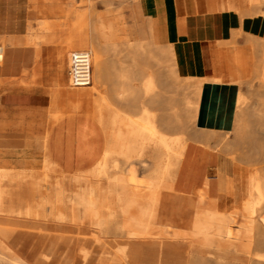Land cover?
Segmentation results:
<instances>
[{
  "label": "bare ground",
  "instance_id": "obj_1",
  "mask_svg": "<svg viewBox=\"0 0 264 264\" xmlns=\"http://www.w3.org/2000/svg\"><path fill=\"white\" fill-rule=\"evenodd\" d=\"M249 6L239 11L242 19L264 14V0H249ZM95 16L88 27L85 13H77L78 24L88 28L92 78L91 86L77 89L97 93L90 116L103 127L108 149L96 158L65 150L69 139L51 138L69 114L84 111L86 101L63 112L53 98L41 153L27 160L22 149L0 151V264H264V141L256 136L264 132V102L254 108L238 95L229 131L198 127L202 87L221 79L181 77L170 44L105 45ZM248 38L262 55L261 71L254 72L264 88V39ZM118 51L125 52L123 71L105 77L116 62L105 57ZM148 64L154 71L147 74ZM116 79L123 85L110 98L130 106L138 101L139 118L114 108L101 93L105 80ZM232 130L234 141L227 137ZM191 144L233 157L239 151L240 161L250 165L244 188L234 185L233 208L227 207L231 191L222 184L215 189L208 175L198 188L179 183ZM112 182L115 197L106 199Z\"/></svg>",
  "mask_w": 264,
  "mask_h": 264
},
{
  "label": "crops",
  "instance_id": "obj_2",
  "mask_svg": "<svg viewBox=\"0 0 264 264\" xmlns=\"http://www.w3.org/2000/svg\"><path fill=\"white\" fill-rule=\"evenodd\" d=\"M40 1L42 0H32L33 3L37 4ZM144 1L148 13H152L153 17L158 13L168 22V35L163 33L160 37L156 32L155 24L149 20L150 22L147 21L145 24L146 30L143 32L145 38L127 42H149L152 39L155 44L173 45L177 70L181 77L221 79L218 83L206 82L202 87L198 127L221 132L229 131L233 125L239 89L237 85L230 82L231 72L227 63L229 55L228 44L236 41L239 45H243L244 41L247 40L246 38L250 35L264 39V19H242L238 13L226 9L225 0ZM17 3L14 4L15 7H19L22 12L27 0H25V5L23 0L20 5ZM209 6L212 8L218 6L219 11L208 10ZM8 18L4 20L5 36H21L19 28L22 29L25 21L12 20V14ZM149 23H151L150 27ZM42 26L50 32H56L60 24L55 26L49 23H42ZM71 26L68 25V27ZM240 30H242V34L234 40V33ZM130 35L128 30V36ZM43 37V41L48 43V45L58 42V39H55L52 35ZM21 43L26 44L19 38L9 39L0 43V48L3 49V53L0 54V65L6 61L8 47L12 48ZM31 43L35 44L33 38H30L27 42V44ZM39 49V47L36 49V54ZM65 50L67 49L65 48ZM57 54L58 48L56 47L47 46L42 48V60L50 69V76H57L59 81H65V73L57 67L59 62ZM113 59L111 57L110 62L113 63ZM120 59L117 58L114 68L107 69L105 77L117 76L120 71H123V67L119 65H123L125 57L122 56ZM236 80V78L233 79V81ZM122 85V81L117 79L112 83L105 80L101 84V91L111 93L114 90H119ZM110 102L116 109L122 112L126 111L125 113L134 117V119L141 116L138 101L131 104V106L125 103L121 104L117 100H110ZM51 103V98L41 92H4L0 99V151H14L21 150L23 147L36 146L37 139L47 134L46 123L51 113ZM91 103V100L85 101V110L83 112L69 114V117L56 130L51 132V138L69 139L70 145L68 147L65 146V150L70 149L73 152L83 150L87 155L99 158L108 149L105 142L108 137L105 135L103 127L90 116ZM122 105H125V107ZM148 108L151 109L150 103ZM117 133L114 130L110 138L114 139V135ZM30 139H34V141L29 142ZM56 148V145L53 144V149ZM145 155L148 163H151L149 157L153 155V152L148 150ZM213 163L215 164L214 157L209 151L201 145L191 144L186 154L182 170L183 174L179 178V183L183 184L185 188L189 186L198 188L202 185L203 178L207 175L210 178L212 177L215 182L217 179L211 176V171L214 169ZM90 167L91 163L88 168ZM124 168L125 166L122 167L123 170L120 173L123 174L125 172L123 175H126V169ZM187 180L188 182L186 183Z\"/></svg>",
  "mask_w": 264,
  "mask_h": 264
},
{
  "label": "rangeland",
  "instance_id": "obj_3",
  "mask_svg": "<svg viewBox=\"0 0 264 264\" xmlns=\"http://www.w3.org/2000/svg\"><path fill=\"white\" fill-rule=\"evenodd\" d=\"M21 1L22 0H0V43L13 38H19L26 42V44L21 43L12 48L9 46L7 49L6 61L2 62L0 65V96H2L4 92L45 93L52 101L53 98H56L59 103L58 110L63 112H67L69 107L74 109L78 99L80 101L86 100L88 102L95 94H97L96 92L91 93V90L87 88L72 89L68 86V71L70 68V63L68 61L69 55L74 51L89 52L90 42L87 35V26L89 27L93 21L94 14H96L94 17L95 22L100 28V41L105 45L117 44L120 46L130 40L136 41L144 39L143 32L146 30L145 24L149 20L155 24L156 32L160 37L161 34L167 33L168 35L169 32V27L167 26L168 22L165 18L161 17L158 13L155 17H153L152 13H148L144 0H42L38 4L33 3L32 0H27L26 6H24L22 12L19 7H15L14 5L17 2V4L20 5ZM23 2L25 5V0H23ZM224 3L226 9L238 14L242 9H250L249 0H225ZM207 9L219 11L218 6L215 8L209 6ZM262 9L264 10V6H262ZM156 10L158 11V9ZM81 12L85 13L87 16V26H80L78 24L79 18L77 17V13ZM11 14L12 20L18 19L25 21L22 25V29L19 28V32H21V36L19 37L5 36L4 20L10 17ZM254 18L264 19V14L251 17L250 19ZM42 23H49L55 26L60 24V27L56 32H50L43 28ZM68 25L72 26L68 27ZM150 26L151 23H149V27ZM127 29L131 34L130 36H128ZM236 34L238 36L241 35L242 30L237 31ZM49 35L58 39V42L52 45L45 43L43 41V36ZM30 38L35 40V44H27ZM249 40L250 39L247 38L243 45H239L236 41L228 44L229 55L227 63L231 72L230 82L237 85L238 88L240 87L239 95L246 98L248 105H251L254 108H259V105L264 102V88L261 87V84L258 79H256L255 75L261 71L262 55L253 49L251 44L253 42ZM47 46L58 48L57 55L59 62L57 67L65 73V81H59L57 76L51 77L49 74L50 69L43 63L42 48ZM38 47L40 49L36 54V49H38ZM64 47L67 50H65ZM2 53L3 49L0 48V54ZM61 53L63 54L61 55ZM122 56H125V52L118 51L114 54L108 53L105 59L110 61L111 57H113V61L115 62L117 58L120 59ZM120 66L123 67L122 64H120ZM144 71L147 74L148 72L150 73L151 71H154L153 65L151 66L148 64ZM135 74H137V72L133 73V75ZM235 78L237 80L234 82L233 79ZM132 84L136 85V87L139 86L137 80H135V82L133 81ZM103 87L105 88V86ZM68 92H72L76 96L72 97V99L68 98ZM101 93L109 102L112 100L110 98L111 93H106L104 91H101ZM145 106L148 108L147 105ZM150 108L151 109L149 110H154V112L157 110V108H154L151 104ZM52 111L54 110L51 109V112ZM68 117L69 116L66 118ZM256 136L264 141V132L261 130L256 132ZM227 137L231 141H234L235 130H232ZM32 141H34V139L29 140V142ZM43 142L44 136L37 139L36 146L32 145L30 147L22 148L24 156L28 157L27 160L34 157L35 154L39 155L41 153V146L44 144ZM206 150L209 151L214 157V160H216L214 169L211 171V176L217 177V180L215 181L217 186L215 189H218L220 187L219 184H222L223 187L228 188L231 191V193H229L230 200L227 207L233 208L236 204L235 201L237 198V192H235L234 185H239L242 186L241 188H244L243 185L246 182L248 171L251 169L250 165L240 161L238 156L239 151H236L233 157V155H230L227 152L218 151L215 148H210L211 151L209 149ZM232 157L234 160L231 159ZM236 161L239 162L236 163ZM0 167H5V164L0 163ZM223 167L225 171L223 170ZM117 173L119 172H115L114 174ZM221 174L223 175V178L221 177ZM110 185L113 186V188L105 191L106 199L110 197L114 198L116 194L115 183L112 182ZM239 194L240 197L238 198V201L241 202L244 195L242 192Z\"/></svg>",
  "mask_w": 264,
  "mask_h": 264
},
{
  "label": "built area",
  "instance_id": "obj_4",
  "mask_svg": "<svg viewBox=\"0 0 264 264\" xmlns=\"http://www.w3.org/2000/svg\"><path fill=\"white\" fill-rule=\"evenodd\" d=\"M68 71L72 88H85L92 84L90 54L85 51L73 52Z\"/></svg>",
  "mask_w": 264,
  "mask_h": 264
}]
</instances>
